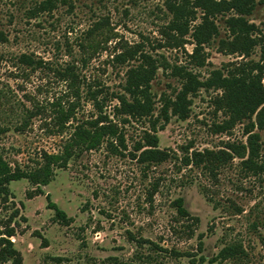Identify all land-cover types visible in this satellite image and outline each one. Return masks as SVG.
Listing matches in <instances>:
<instances>
[{
	"label": "rangeland",
	"instance_id": "rangeland-1",
	"mask_svg": "<svg viewBox=\"0 0 264 264\" xmlns=\"http://www.w3.org/2000/svg\"><path fill=\"white\" fill-rule=\"evenodd\" d=\"M41 1L0 0V31L8 38L0 40L5 158L34 172L45 164L43 152L61 153L77 126L90 127L101 115L117 125L118 136L106 137L96 149L76 147L48 185L38 184L37 176L10 182L8 199L0 200V229H15L11 239L23 264H142L136 253H154L149 244L137 246L129 232L183 254L161 255L164 264H264V169L243 164L253 121L260 135L254 161L264 165V128L257 124L264 105L251 119H231L227 91L205 86L191 95L187 118L172 116L158 131L159 148L168 158L140 163L136 147L154 134L149 119L128 116L122 122L125 116L115 115L117 101L111 100L142 52L184 65L201 80L217 70L264 71V0H255L246 16L254 24L249 37L231 33L230 10L216 17L219 35L197 47L190 33L169 28L172 14L164 0H56L54 9L29 17L28 10ZM22 54L35 63L22 62ZM171 71L159 68L152 81L156 115L181 87ZM260 77L264 84V72ZM196 153L204 156L202 163L187 164ZM40 190L72 220L57 219ZM178 197L188 214L176 209ZM226 245L242 251L211 263Z\"/></svg>",
	"mask_w": 264,
	"mask_h": 264
},
{
	"label": "trees",
	"instance_id": "trees-1",
	"mask_svg": "<svg viewBox=\"0 0 264 264\" xmlns=\"http://www.w3.org/2000/svg\"><path fill=\"white\" fill-rule=\"evenodd\" d=\"M167 9L172 14L169 23V28L180 35H187L190 33L193 41L197 46H203L210 43L216 36L219 35V26L216 22L218 14L234 10L228 19L227 23L230 31L235 37H249L254 30V24L250 23L246 16L252 13L255 0H164ZM56 7V0H42L36 6L28 10L29 17L35 16L41 11L51 10ZM200 9V11L198 10ZM200 21L194 23L198 19ZM7 36L3 31H0V40L7 41ZM22 62L33 65L35 60L29 54H22L20 56ZM140 59V60H139ZM137 63L131 66L126 73V81L123 84L121 92L114 93L111 100H116L114 105L115 115H124L122 122L129 120L128 116L137 119L148 118L151 129L154 134L148 135L147 143L136 147V159L140 163H152L163 161L168 158L166 152L161 150L158 145V131L163 129L169 123L172 116H177L181 119L188 117L191 110V95L199 91L203 87L217 86L223 87L228 93V107L233 117L239 120L246 118L251 119L259 107L264 105V84L262 83L263 70L253 73L254 69H246L240 67L239 69L223 75L221 71L217 70L213 78L201 80L199 76L190 68L184 65H169L166 61H159L151 54L142 52ZM163 67L167 70L171 67L173 76L181 80V87L172 96L165 98L159 113L156 115L157 101L152 92V81L155 79L159 68ZM74 72L73 70H70ZM264 109V107H263ZM260 113V112H259ZM123 117V116H122ZM68 116L66 115V118ZM258 126L264 128V115L258 119ZM255 122L248 123L247 132L249 134V159L243 160V164L247 168L261 167L254 158L259 156V148L257 145V138L260 135L254 131ZM1 131V130H0ZM75 138L71 139L61 153L49 154L43 152L45 164L35 170L34 172L26 171L20 167H13L11 163L5 158L3 148L0 146V200L8 199L10 195V182L12 180L21 178L38 177V184L48 185L54 178L58 168H65L74 155L76 147L84 150H92L98 148L104 139L117 137L118 128L114 122L104 116L90 122V127L79 125L74 133ZM122 139V135L119 134ZM221 158V156H219ZM189 163L193 165H200L204 160L201 153H196L193 158H186ZM40 193L46 195L47 207L55 211V217L61 221L69 222L72 220L66 211L62 209L55 201L52 200L50 193L40 190ZM174 205L179 213L188 214L185 207L184 198L178 197L174 200ZM130 239L137 242V246L146 247L149 244V250L154 254L136 253L135 257L142 259V264H164L159 257L165 253L170 252L171 255H183L177 250L164 248L161 244L155 241L147 240L145 238H135L129 232ZM15 229L12 226L5 230L0 229V264H23V258L20 250L15 246L11 236L15 235ZM242 251V248L239 247ZM204 250L203 242L199 243V251L201 253L200 261L205 262L206 256L202 254ZM238 247L234 245H226L217 256L209 261L214 263L218 261L219 257H236L240 253Z\"/></svg>",
	"mask_w": 264,
	"mask_h": 264
}]
</instances>
